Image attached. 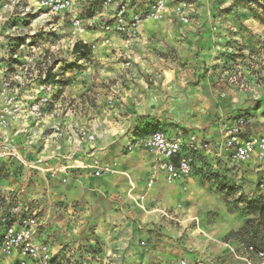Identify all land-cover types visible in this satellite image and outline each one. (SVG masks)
<instances>
[{"label":"rangeland","instance_id":"1","mask_svg":"<svg viewBox=\"0 0 264 264\" xmlns=\"http://www.w3.org/2000/svg\"><path fill=\"white\" fill-rule=\"evenodd\" d=\"M9 1L0 0V32L3 31V53L0 54L4 73L9 77L18 76L23 89H30L36 88L39 78L51 69L55 79L48 84L53 87L54 94L48 110L58 113L55 118L61 124L56 131L53 129L58 134L56 138L66 121H70L72 127L75 125L77 131L82 127L90 131L99 125L118 128L121 120L130 117L122 112L115 116L112 109L117 104L113 95L127 94L138 85L129 52L134 41L125 42L124 48L118 50L111 40L104 44L103 37L96 36L89 44L90 54L75 55L72 48L78 37L66 15L39 12L22 16L21 9L26 2L33 3V0H22L13 14L4 19L3 8L10 4ZM174 4L173 12L178 6ZM107 10L104 0L89 2L82 15L86 30H103L112 20V16H104ZM184 11L188 17L185 27L190 26L192 17L196 18L201 29H214L219 46H226L217 56L220 63L215 64L213 56L205 54L198 78L209 77L210 90L218 89L222 95L230 90L237 99L262 97L264 69L259 63V50L251 38L240 44L233 37L240 32L251 36L264 25V0H232V3L229 0H186ZM229 24L236 28L235 32L226 27ZM13 41L17 46L10 50L8 44ZM21 43L22 49L19 48ZM171 54L178 58V53ZM148 79H145L148 87H154ZM51 114L48 111L46 116ZM213 118L216 119L210 122L222 119ZM44 119L39 122L23 119L10 127L17 124L32 127ZM50 135V131H45L33 149L24 151L26 165L13 163L9 168L14 178L16 174L21 177L15 180L24 183L28 190H35L36 183L44 187L36 217L42 223V236L57 249L58 264H264V259L257 255L260 242L264 245V240L261 241L264 230L245 210V203L257 196L247 198L240 188L244 183L236 173L231 175L218 168L200 174L199 170L186 181L175 185L153 184L149 189L145 171L139 169L137 177L132 178L128 167L117 161L107 164L113 172L106 173L116 179L114 192L103 194L92 185L78 190L70 188L69 184L61 190L67 181L57 180V173L63 168L35 162L36 156L45 150V140ZM86 157L87 161H83L85 157L82 161L74 160L80 165L84 163L74 166V173L83 170L95 177L102 176L85 167L86 162L94 160L91 155ZM125 157L123 163L130 166V156ZM5 171V166L0 169L2 187L3 183L11 182L6 179L5 175H9ZM50 189L52 196L48 194ZM30 195L27 192L24 200ZM89 207L95 212H88ZM28 211L23 212L24 215ZM77 212L80 215H76ZM82 219L84 225L80 226ZM249 219L254 222L246 225ZM251 241L257 248L249 246ZM0 264H13L11 257L1 249Z\"/></svg>","mask_w":264,"mask_h":264},{"label":"crops","instance_id":"2","mask_svg":"<svg viewBox=\"0 0 264 264\" xmlns=\"http://www.w3.org/2000/svg\"><path fill=\"white\" fill-rule=\"evenodd\" d=\"M95 1L96 0H80L73 9V12H77L83 19L82 15L85 13L84 9L86 5H88L89 2ZM118 1L119 0H116L114 4L108 6V10L104 16H113ZM127 1L130 2L134 10L141 13L150 8L153 3V0ZM174 3L175 2L169 3L163 19L159 21H144L139 26L138 37L134 40V43L132 42L129 49L133 62L132 68L136 75L135 80L138 85L132 88L127 94L113 95L114 102H117V104L114 105L112 111L115 116H118V112H122L128 114L130 117H134L131 127L139 128L142 131H149L150 129H148V126L155 120L152 113L155 112L158 107L163 106V102L169 103L171 105V113L165 116L164 123L167 127L164 132L170 138L188 141L191 137H194L198 142H209L212 148L213 145L215 146L212 150L213 154L208 156L200 154L196 156L193 173L183 181L190 179V177L195 175V172L199 170H201L199 171L200 174H205L211 169L221 168L228 171L231 175L235 173V175H238L239 181H243L242 183H244L240 187L241 191L244 192L247 198L253 196L264 197V159L259 161L256 156H253L252 159L246 163L238 164L231 161L225 154L217 157L214 152H216V146L220 144L219 129L222 126L221 119L217 122H210V119H216L213 118V116H219L221 118L220 113L222 111L227 117L223 120V126L225 128L234 124L239 118H246L250 120V124L246 127L245 135L253 133L264 136V133L260 131L264 129V91L262 97L259 99L253 97L252 99L244 100L237 99L235 93L230 90H225L224 92L230 93L231 95H225V93L222 95L218 89L210 90L207 83L210 78L206 77L200 79L197 76L200 74V67L203 65L202 60H204L205 54H210L213 56V62L215 64L216 62L220 63L221 60H219L217 56L221 54L220 49L223 48V50H225L226 46H219V44H217L218 39L216 38L217 33L213 31L214 29H201L199 27L200 21L198 23L196 18L192 17L190 19V26L185 27L180 17L173 12L172 8L175 5ZM96 36L102 38L104 36L103 30L94 28L93 30H89L87 28L86 33L81 38L84 44L90 46L89 44L96 40ZM110 37L113 47L118 50L124 48L126 41L122 37L115 34H112ZM206 42L207 44L205 45L204 43ZM205 49L210 50L206 51ZM174 52L178 53L177 59L171 54ZM169 54H171L173 58L168 57ZM182 75L185 80L182 90L179 92H170L165 100L163 88L157 86L156 82L158 80L161 81V83L167 81L171 84ZM147 76H149V79ZM145 79L152 81L154 87L149 88ZM218 105H222L224 108H216ZM138 107L146 109V111H138ZM218 109L221 110L220 113ZM51 112L52 111L49 110L50 114ZM56 116H58V113L53 111L51 115L45 116L42 123H34L32 127L27 124H17L7 129L0 128V150L3 149V147H7L15 154L11 157H0V169L5 166V173L9 175V177H7V175H5V177L7 180L9 179L8 181H11L10 183H3V187L0 186V202L3 205V211L10 206H20L25 208V211L29 210L28 214H34L36 216V212L41 208L42 203L39 196H42L41 192L44 187L42 188L40 184L37 185L36 183L37 188H35V190H28L25 188L24 183H18L17 180H15H20L21 177L16 174L14 178L12 169L9 167L13 163L21 166L22 163L19 157L24 160L23 158L25 157L22 155L25 153L24 151L33 149L35 143L45 131H50L52 135L45 140L47 141L45 150L42 154L36 156L35 162L42 163L44 166L49 165L50 167L56 166L55 168L59 169L63 168L65 172L60 169L58 171L59 173H57V180L66 179L67 181L64 187L60 185L62 187L61 190L65 189L69 184L70 188L74 187L78 190H84L92 185L103 194L108 195L109 192H114L113 188L116 183L115 178L111 179L108 174L95 177L92 174L83 172V170L78 172L75 171L74 173V166H70L69 162L71 161L75 166H83V162L82 165H80V163H76L74 160L78 159L82 161L83 157L89 155L93 156L92 153L99 150L100 142L98 137L89 142L81 135H94V132H99L101 127H104L106 130L110 129L112 133L120 135L119 126L118 128H114L110 125H99L96 129L90 128V131L82 127L83 129L77 131V129H74L76 128L74 127L75 125L72 127L70 121H66L60 128L59 138H56L58 134L53 132L52 126L58 127L61 125L60 121L55 118ZM36 132L39 134L33 139V133ZM124 134L126 135L127 133L125 132ZM113 139H115V136H113ZM109 147L112 146L110 145ZM69 149H71V151H69ZM113 151H115V149H113ZM121 151L124 153V156H130V166L124 164L123 160H118L111 153L103 158L104 164L117 163V161L121 162V165L123 164L128 167L127 169L130 171L132 178H136L139 170L137 166L141 162V149L135 147L131 151H128L127 146H125ZM93 159L96 158L93 156ZM83 161H86L85 158ZM88 161L90 160L88 159ZM143 164V171L146 173L144 178L147 180L152 172V166L154 164L153 155L148 154L144 158ZM14 181H16V183ZM179 182L182 181L167 184L163 175L160 174L155 185H175ZM13 183H15L16 186L11 188ZM260 183H262V185L258 186ZM25 189L26 192L24 191ZM27 192L31 194V197L25 201L24 195L27 194ZM50 193L51 189L48 191V194L52 196ZM23 212L21 215H24ZM41 227L42 223H40L38 228V237L40 241L46 242L53 254L56 255L57 249L52 248L45 240V237L42 236ZM214 232L217 233V230H214ZM57 258H59V256H56V259ZM11 259L14 263L13 257H11Z\"/></svg>","mask_w":264,"mask_h":264},{"label":"built area","instance_id":"3","mask_svg":"<svg viewBox=\"0 0 264 264\" xmlns=\"http://www.w3.org/2000/svg\"><path fill=\"white\" fill-rule=\"evenodd\" d=\"M22 1V0H21ZM80 0H33V3L26 2L23 8L22 16L45 12L49 15L64 16L66 15L73 33L78 37V41L82 40V36L86 33V28L82 17L73 12ZM10 2V1H9ZM116 0H104L105 6L114 4ZM170 2L177 3L174 13L179 15L181 21L186 23L188 17L184 11L186 0H153L152 5L144 12H138L133 9L127 0H119L117 2L116 11L111 17L112 20L103 28V43L108 44L111 35L115 34L122 37L126 42L134 41L138 37V28L144 21H159L166 14ZM17 46L16 42L8 44L10 50ZM19 48H24L23 43ZM0 53H3V31L0 32ZM27 70V67H25ZM46 73V72H45ZM45 73L39 78L37 87L23 89V83L18 76H6L3 70V56L0 54V128L7 129L12 123H20L23 119L38 122L46 116L48 107L52 102L54 94L53 87L45 82ZM5 98L11 103H5ZM17 105H23V108H17ZM8 111H4V109ZM11 113V115L9 114ZM245 125L241 128V125ZM250 124V120L239 118L236 122L228 127L227 131L236 128L239 131L227 137L223 144L216 147L215 155L217 157L222 154L227 155L231 161L242 164L249 161L253 156L257 159L264 158V136L261 134L245 135L246 127ZM55 131L57 126H52ZM85 140L89 141V137L93 135H81ZM165 144H171V148L160 149L162 155L158 161L154 160L152 172L147 179V185H153L158 181L159 175L162 174L167 184L177 181H183L189 177L194 170V162L197 155L213 154L211 143L198 142L191 137L188 141H182L177 138H170L163 132ZM149 136H141L140 139H149ZM231 140L232 144L227 141ZM93 141V140H92ZM90 142V141H89ZM142 148L139 141L133 143L131 150L134 148ZM128 150V149H127ZM128 150V151H131ZM148 151V150H146ZM217 152L220 155H217ZM149 154L152 153L149 151ZM12 153L7 147L0 150V157H11ZM22 164L25 161L19 157ZM95 160V159H94ZM92 160V162L94 161ZM159 171L157 172V168ZM97 176L112 173L113 170L108 165L101 167H90ZM262 183H260V186ZM25 208L20 206H10L3 211V205L0 202V249L10 257H13V264H58L57 259L49 245L40 241L38 237V228L40 223L34 214L21 215ZM33 223L35 227H33ZM31 233V235H29ZM257 255L264 259V250H257Z\"/></svg>","mask_w":264,"mask_h":264},{"label":"clouds","instance_id":"4","mask_svg":"<svg viewBox=\"0 0 264 264\" xmlns=\"http://www.w3.org/2000/svg\"><path fill=\"white\" fill-rule=\"evenodd\" d=\"M18 3H21V0H10V4H6L3 8V18L7 19L8 16H11L13 14V9H15L16 5ZM229 3H232V0H229ZM223 7V5H222ZM24 10L21 9V12ZM245 24H249L250 21H244ZM226 27L231 28L233 32L236 31V28L233 27L231 24L226 25ZM243 37V39H241ZM251 38L255 42V47L259 50V63L262 69H264V25H261L258 27L257 31L252 33L251 36L244 32H240L238 35L233 37L234 40L238 41L240 44H245L247 40ZM39 54V50H37ZM71 60L72 57H69ZM256 59V58H253ZM185 80L184 76L182 75L179 79H175L174 82L169 84V82L164 81L161 83V81H157L156 84L159 87L163 88L164 91V97L165 100L170 92L176 91L179 92L182 90L184 86ZM146 87V86H145ZM218 95V94H217ZM225 95H231L230 93H225ZM5 103H11V101H8L5 98ZM207 104V101H206ZM2 107V105H0ZM17 108H23V105H17ZM4 111H8L6 108ZM138 111H146V109H141L138 107ZM171 113V105L167 102H163V106L158 107V109L152 113V116L155 117V120L151 125L148 126L149 131H142L139 128L131 127L132 120L134 117H127L124 120H121L119 125L120 135H116L111 132L110 129L106 130L104 127H101L99 132H94V135L92 137H89V141L99 138L100 147L99 150L95 153H92V155L96 158L92 163H85V167H101L104 166L103 158L108 156L110 153L114 155L118 160H123L126 157L124 156V153L121 151V149H124L125 146H127L128 150H131V147L133 143L136 141H139V143L142 145L141 148V162L137 166L140 170H144V164L143 160L144 158L149 154V151L153 155V160L158 161V159L161 157L162 153L160 149L162 148H171V144H165V137L163 136V132L166 130L167 125L164 123L165 116L169 115ZM11 115V113H9ZM221 116V128L219 129V142L223 144V142L227 139L228 136L233 135L234 132L239 131L236 128H232L231 131H227L226 128L223 126V120L227 117L225 116L224 112L220 113ZM245 125H241V128H244ZM262 133H264V129L260 130ZM127 133L126 135L124 133ZM38 132L33 133V139L38 136ZM179 134V133H178ZM113 136H115V139H113ZM141 136H149L151 138L149 139H143L141 140ZM31 142V141H30ZM228 144H232V141H227ZM112 147H109V146ZM210 149L212 151L214 149ZM261 147H264V144L261 145ZM115 149V151H113ZM148 150V151H146ZM71 151V149H69ZM217 155L219 156L220 153L217 152ZM85 160L87 161V157H85ZM70 166H75L74 164L69 162ZM159 171V167L157 168V172ZM134 178V177H133ZM151 185H149V189H151ZM88 212H95V209L89 207L87 209ZM76 215H80L79 212L76 213ZM87 216L85 215V219ZM63 223V222H61ZM84 225V220H80V226ZM33 227H35V224L33 223ZM79 231V227L76 229ZM31 235V233H29ZM237 259H240L239 257Z\"/></svg>","mask_w":264,"mask_h":264},{"label":"trees","instance_id":"5","mask_svg":"<svg viewBox=\"0 0 264 264\" xmlns=\"http://www.w3.org/2000/svg\"><path fill=\"white\" fill-rule=\"evenodd\" d=\"M72 53L75 55L85 56L91 53V48L87 44H84L81 41H77L73 45ZM54 79H55V74H52L51 69H48L45 73V79H44L45 82L47 83L54 82ZM245 205H246L245 210L247 215L254 216L255 217L254 220H257L258 225H260L264 230V197L257 196L247 201ZM254 220L252 219L247 220L246 225H249L250 223L254 222ZM262 240H264V236L261 238V241ZM252 245L256 247V245L251 241V245L249 246ZM259 248H260L259 250H264V245L262 244V242H260Z\"/></svg>","mask_w":264,"mask_h":264}]
</instances>
